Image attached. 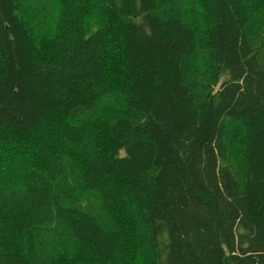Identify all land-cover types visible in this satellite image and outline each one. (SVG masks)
Listing matches in <instances>:
<instances>
[{
  "label": "trees",
  "instance_id": "obj_1",
  "mask_svg": "<svg viewBox=\"0 0 264 264\" xmlns=\"http://www.w3.org/2000/svg\"><path fill=\"white\" fill-rule=\"evenodd\" d=\"M0 264H264V0H0Z\"/></svg>",
  "mask_w": 264,
  "mask_h": 264
}]
</instances>
